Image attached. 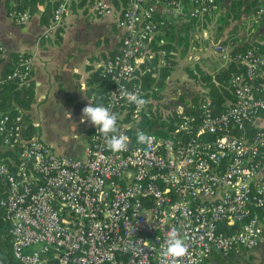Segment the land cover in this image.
<instances>
[{"label":"built area","instance_id":"built-area-1","mask_svg":"<svg viewBox=\"0 0 264 264\" xmlns=\"http://www.w3.org/2000/svg\"><path fill=\"white\" fill-rule=\"evenodd\" d=\"M73 1H57L42 37L58 31ZM92 2L96 16H115L123 30L117 52L103 62L111 86L98 105L116 114L115 134L129 142L113 152L95 126L82 157L59 153L29 133L25 110H4L0 98V207L17 263L165 264L162 248L173 229L188 251L168 264H210L215 254L256 247L264 211V127L256 122L264 113V49L236 55L243 70L231 77L233 99L223 108L205 92L196 111L172 99L166 117L175 111L179 117L150 129L154 109L138 79L141 64L151 60L155 41H166L169 24L205 19L221 0ZM8 14L18 23L30 17L28 11ZM214 49L225 61L232 58L233 46L218 42ZM4 54L0 41V95L8 82L33 81L36 56ZM122 90L139 92L146 105L129 103ZM137 130L148 134V142H137Z\"/></svg>","mask_w":264,"mask_h":264},{"label":"crops","instance_id":"crops-1","mask_svg":"<svg viewBox=\"0 0 264 264\" xmlns=\"http://www.w3.org/2000/svg\"><path fill=\"white\" fill-rule=\"evenodd\" d=\"M3 1L0 4V41L5 47L4 56L10 58L20 51L36 53L33 68L35 99L29 109H23L28 127L31 126L32 134L51 143L57 152L80 157L69 154L67 148L63 150L61 142L55 136L66 127V131L69 130L71 136L81 143L84 155L85 145L95 126L87 120L81 122L82 109L89 102L96 105L88 89L103 81V62L117 52L123 34L122 28L115 16H96L92 0H75L58 31L42 37L41 34L51 22L53 5L51 9L42 5L36 13L30 14L28 20L18 23L8 14ZM110 1L119 5V0ZM45 9L46 14L50 12L48 23L41 22ZM39 36L41 38L38 42ZM180 51L176 50V55ZM97 73L100 75H96ZM91 81L93 84L90 85ZM182 92L179 90L178 95ZM204 92L206 87L202 93ZM177 97L173 95L171 99L175 100ZM196 97L192 100L191 97H185L184 105L191 104ZM184 105L182 106L185 107ZM256 122L264 127V113L258 115ZM261 226L262 237L256 247L240 248L228 255L215 254L210 264H241L240 261L251 264L257 256L262 257L261 264H264V211Z\"/></svg>","mask_w":264,"mask_h":264},{"label":"trees","instance_id":"trees-1","mask_svg":"<svg viewBox=\"0 0 264 264\" xmlns=\"http://www.w3.org/2000/svg\"><path fill=\"white\" fill-rule=\"evenodd\" d=\"M58 0H4L3 4L9 13L10 11H28L30 14L36 13L42 5L45 8L51 9ZM264 0H221V6L218 11L205 19L185 18L177 22H172L166 28L164 38L166 41L161 44L154 42V55L151 60L141 64L142 72H138L140 81L146 90L147 97L159 99L162 97V90L166 87L167 79L169 78L176 61V50H181L180 55L184 54L193 39L196 30H199L202 37L205 36L206 41L210 40L209 26L215 24V40L226 45L233 46L232 58L225 65L216 69L214 72H206L199 67L190 68L187 70L197 78V73L201 72L202 83L206 87V92L209 94L217 109L224 107L228 99H233V95L229 90V82L231 77L243 70V64L236 58V55L250 48L264 49V13L258 14L259 8ZM2 0H0L1 4ZM118 4V2H117ZM119 6V5H118ZM45 9L41 22L48 23L49 15ZM237 21H241L238 23ZM234 23V24H233ZM204 38V39H205ZM197 43V42H196ZM158 49L162 52L159 54ZM15 55V53L13 54ZM12 61H7L6 69H10ZM96 75H100L97 73ZM103 81L95 86H90L88 92L94 97L96 105L103 103L106 100L110 84L102 75ZM95 81V80H93ZM90 82V85L93 84ZM261 81H264L262 78ZM1 107L4 110L17 111L19 108L29 109L35 99V82L29 85L18 86L15 82H8L0 95ZM202 95H197L189 105L190 110L196 111L200 104ZM177 99L179 104L180 101ZM172 100V99H171ZM173 102V100H172ZM153 102L151 100L150 105ZM169 104V103H168ZM174 104V105H175ZM194 105L195 107H191ZM155 112V106H153ZM174 112V111H173ZM172 112V113H173ZM154 114V115H153ZM148 119V127L155 129L159 125H172L179 117V113L175 111L171 116L163 119L159 118L156 113ZM156 125V126H155ZM29 133L31 132V126ZM253 131L252 127H248V134ZM218 258L220 255H216ZM0 264H18L13 252L11 243V228L6 220L3 209L0 207Z\"/></svg>","mask_w":264,"mask_h":264},{"label":"rangeland","instance_id":"rangeland-1","mask_svg":"<svg viewBox=\"0 0 264 264\" xmlns=\"http://www.w3.org/2000/svg\"><path fill=\"white\" fill-rule=\"evenodd\" d=\"M73 7L75 9V6ZM78 15L81 16V14ZM214 26L215 24L211 25V27L209 26L210 40L208 42L204 39L207 35L202 37L203 34H201L199 30L195 31L193 39L190 40L188 51L182 55H180V52L177 54V59L174 61V68L167 79L166 87L162 90V97L157 100L152 96L150 97L153 102L151 109L155 106L154 113H156L159 118L163 119L170 114V112H168L170 108L168 103L172 102L171 96H178L177 98L180 103L176 106L181 107L185 104V97H191L192 100L193 97L202 94L204 91L205 87L200 78L201 72L197 73V78H195L187 70V67H199L206 72H214L215 68L225 65L226 61L220 57L214 49L217 42L215 40ZM78 27H80V24H78ZM179 90H182L183 92L178 95ZM158 133L165 135L161 129ZM58 134L59 135L55 134V136L61 142L63 150L67 148L69 154H77V156L80 157L83 156L81 143L71 136L69 130L66 131V127L59 130ZM261 261L262 257L257 256L251 264H261ZM240 263L246 264L247 262L240 261Z\"/></svg>","mask_w":264,"mask_h":264},{"label":"clouds","instance_id":"clouds-1","mask_svg":"<svg viewBox=\"0 0 264 264\" xmlns=\"http://www.w3.org/2000/svg\"><path fill=\"white\" fill-rule=\"evenodd\" d=\"M124 98L129 102L143 108L147 101L139 94V92H128L122 90ZM91 122L106 138V146L113 152L126 150L129 138L126 135H116L117 129V116L108 107L104 105H94L88 103L82 109L81 122ZM111 134V135H110ZM137 142L146 143L149 136L143 130H137L135 133ZM163 260L168 264L169 258H179L184 256L188 249L184 240L180 237L177 230L173 229L168 233L162 248Z\"/></svg>","mask_w":264,"mask_h":264}]
</instances>
